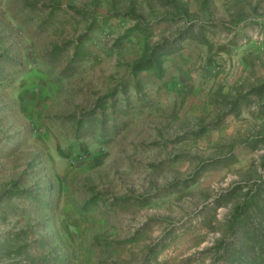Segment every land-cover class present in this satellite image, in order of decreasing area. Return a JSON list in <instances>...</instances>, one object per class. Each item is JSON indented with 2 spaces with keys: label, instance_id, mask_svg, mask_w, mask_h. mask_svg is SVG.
Segmentation results:
<instances>
[{
  "label": "rangeland",
  "instance_id": "374dc122",
  "mask_svg": "<svg viewBox=\"0 0 264 264\" xmlns=\"http://www.w3.org/2000/svg\"><path fill=\"white\" fill-rule=\"evenodd\" d=\"M0 264H264V0H0Z\"/></svg>",
  "mask_w": 264,
  "mask_h": 264
},
{
  "label": "trees",
  "instance_id": "16d2710c",
  "mask_svg": "<svg viewBox=\"0 0 264 264\" xmlns=\"http://www.w3.org/2000/svg\"><path fill=\"white\" fill-rule=\"evenodd\" d=\"M152 63H154V62H153V56H150V57L148 58V60L145 62V64H142V65H141V67H142V66H143V67H147V66L151 65Z\"/></svg>",
  "mask_w": 264,
  "mask_h": 264
}]
</instances>
